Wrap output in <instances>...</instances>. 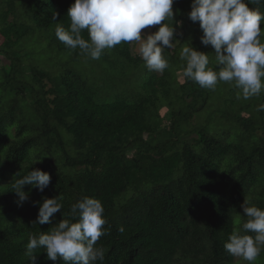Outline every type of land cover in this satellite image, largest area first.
Masks as SVG:
<instances>
[{"label": "trees", "instance_id": "obj_1", "mask_svg": "<svg viewBox=\"0 0 264 264\" xmlns=\"http://www.w3.org/2000/svg\"><path fill=\"white\" fill-rule=\"evenodd\" d=\"M24 1L0 0V264H29V233L71 218V204L83 196L102 202L107 221L97 242L105 258L97 264H234L224 244L246 220L241 204L246 198L264 209V109L224 119L218 104L208 113L212 90L179 83L175 73L168 79L172 63L184 66L178 49L192 32V0H174L175 36L180 29L184 38L165 49L169 67L161 74L129 43L98 60L87 56L92 71L83 72L86 55L55 35L57 23L68 28L74 0ZM249 7L264 12V3ZM38 33L49 37V49L71 52L79 63L51 57L53 70L46 68L34 51ZM202 34L191 44L209 54L211 66L214 50ZM32 168L48 172L50 184L43 192L25 185L29 199L17 206L12 180ZM59 195L63 208L52 223H32L39 203ZM37 264L64 261L40 249ZM255 264H264V251Z\"/></svg>", "mask_w": 264, "mask_h": 264}, {"label": "clouds", "instance_id": "obj_2", "mask_svg": "<svg viewBox=\"0 0 264 264\" xmlns=\"http://www.w3.org/2000/svg\"><path fill=\"white\" fill-rule=\"evenodd\" d=\"M173 3L174 0H74L67 10L68 28L57 23L55 35L67 48L79 49L93 60H98L106 49L134 43L145 66L162 73L169 67L165 49L179 44L172 23ZM261 3L264 0H192L189 18L199 22L201 43L214 50L215 67L210 66L209 54L198 51L191 42L185 43L179 54L184 61L181 82L190 80L210 90L220 82L232 83L240 90L238 98L244 100L264 92V12L259 7H249ZM154 25L159 26L158 30L142 33ZM259 108L264 109V105ZM50 181V174L39 168L23 176L17 173L12 180L17 206L29 199L23 190L25 185L43 192ZM62 201L59 195L36 202L39 211L32 223L51 224L54 214L63 208ZM241 208L246 220L231 232L224 248L231 256L255 264L264 251V209L246 198ZM69 215L71 218H63L46 233H29L25 252L29 264H37L40 249L47 259L63 260L64 264H97L104 260L105 249L97 246L98 240L107 235L102 202L83 196L71 204ZM119 230L124 231L123 227Z\"/></svg>", "mask_w": 264, "mask_h": 264}, {"label": "rangeland", "instance_id": "obj_3", "mask_svg": "<svg viewBox=\"0 0 264 264\" xmlns=\"http://www.w3.org/2000/svg\"><path fill=\"white\" fill-rule=\"evenodd\" d=\"M24 2H25L24 0H16V5L17 6L23 5ZM179 21H180L179 24L181 25V29H183V27H184V13H183V18L180 19ZM186 21H190V26L192 27V32H191V35L186 34V36H187L186 40L182 45L179 46L178 52L181 51V49L185 43L193 42V39L195 37L202 34V30L199 27V22L191 21L189 16L186 17ZM154 27H155V25L150 26L149 28L143 29L142 33L143 32L151 33V32H153ZM48 35H49V32H48ZM37 36H38V39L40 42L34 43L35 44V47H34L35 50L34 51H36L37 55H39L40 57L43 58L44 65L49 70H53L50 67L51 66V59H50L51 57L54 60L62 59L65 62H71L73 64L79 63V61L74 59L73 54L71 52L61 51L58 47H54V49H49L48 48L49 37L47 38V35L38 33ZM178 37H179L178 41L180 42V40L184 38V31H183V33H181V31L179 29L178 30ZM46 38H47V40H46ZM3 41H4V37H2V35H0V45L3 43ZM45 47L47 48V50H46L47 52L46 51L41 52L42 50L45 49ZM132 48H133L135 55H138V53L136 51V45L134 43H132ZM172 51H173V49H172ZM36 53H34V56H36ZM179 54L180 53H178V59L177 60H178V62L184 64V61H182L180 59ZM88 60L89 59L87 58V56H85L84 60L82 59V61H81L82 63H79L80 66L82 67L83 72H85V71L91 72L92 71L91 65H89L90 62ZM0 65H1V62H0ZM174 66H175V64L172 63L168 69V72L170 71V73H168V79H171V77H173V75L175 73V77L178 80V82L184 83L186 80L184 82H181V70L182 69H179V67H183V66H179V65H176L175 67ZM211 66L215 67V62H212ZM159 74H161V73H159ZM171 74H173V75H171ZM143 77H144V75L142 76V78ZM47 82L49 85H51V82H49L48 80H47ZM212 91H213L214 97L210 100V103L207 107L208 113L215 110V104H218L219 108L221 107L223 111H226V113L223 114L224 119H231L237 113V111H239L240 113L247 116V114H250L253 111L252 107L254 108V105H255V109L258 108V106L263 103V99H264V92H262L258 97H252L248 100H244L242 97L238 98V95L240 94V90L238 88H236L234 86V84L226 83V82H222L220 87L217 86L216 89L212 90ZM246 105H248V107H249V105H251V107L247 108ZM167 110H168L167 106L162 108L161 115H165ZM259 133L261 134L262 130H260ZM234 264H247V262L243 261L240 258H235Z\"/></svg>", "mask_w": 264, "mask_h": 264}]
</instances>
